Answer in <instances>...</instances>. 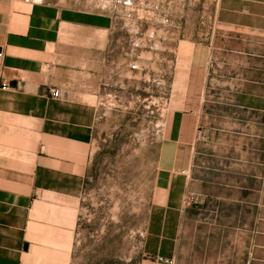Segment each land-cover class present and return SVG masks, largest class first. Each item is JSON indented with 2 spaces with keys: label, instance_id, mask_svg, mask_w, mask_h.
I'll return each instance as SVG.
<instances>
[{
  "label": "crops",
  "instance_id": "0c3cea01",
  "mask_svg": "<svg viewBox=\"0 0 264 264\" xmlns=\"http://www.w3.org/2000/svg\"><path fill=\"white\" fill-rule=\"evenodd\" d=\"M232 1L246 21H222L232 36L171 91L168 179L139 264H264V0ZM57 17L43 0H0V264L74 260L96 109L43 94V27Z\"/></svg>",
  "mask_w": 264,
  "mask_h": 264
},
{
  "label": "rangeland",
  "instance_id": "374dc122",
  "mask_svg": "<svg viewBox=\"0 0 264 264\" xmlns=\"http://www.w3.org/2000/svg\"><path fill=\"white\" fill-rule=\"evenodd\" d=\"M227 1L221 10L219 0H43L57 6L59 22L43 27V94L59 108L96 109L73 264L141 261L168 179L171 91L232 36L222 21H246V1L242 9ZM57 155L43 144L44 157Z\"/></svg>",
  "mask_w": 264,
  "mask_h": 264
},
{
  "label": "built area",
  "instance_id": "2783aa9c",
  "mask_svg": "<svg viewBox=\"0 0 264 264\" xmlns=\"http://www.w3.org/2000/svg\"><path fill=\"white\" fill-rule=\"evenodd\" d=\"M0 56H2L1 53H0ZM53 95H54V98H59V96H60V92L57 91V90H54V91H53ZM159 261H161V262H167V260L164 259V258H159Z\"/></svg>",
  "mask_w": 264,
  "mask_h": 264
}]
</instances>
